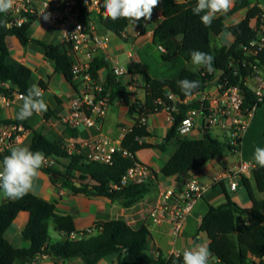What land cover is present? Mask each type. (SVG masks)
<instances>
[{"label":"trees","instance_id":"obj_1","mask_svg":"<svg viewBox=\"0 0 264 264\" xmlns=\"http://www.w3.org/2000/svg\"><path fill=\"white\" fill-rule=\"evenodd\" d=\"M196 3L197 0H186L164 10L162 22L153 31V42L165 49L162 58L167 63H172L177 57L190 61V54L194 50L210 54L214 58L215 71L212 73L201 67L198 72L184 68L175 79L153 78L146 74L145 100L137 99L131 102V82H124L122 75L116 73L109 59L98 54L91 63L90 72L94 80L99 81L101 73L108 71L102 94L109 96V103L113 104L121 98L128 107L129 115L136 120L122 142L123 149L132 153L134 159L117 152L113 155L112 163L95 162L88 158L85 152H81L79 145L76 146L77 151L71 153L65 139L50 138L24 122V130L30 131L28 148L33 152H42L51 164L47 165L45 161L40 171L46 174L53 186L68 190L74 196L106 199L124 208H132L158 190L154 182L122 185L123 177L134 165V161H139L136 156L138 151H168L169 145L174 142L176 151L162 167L160 175L165 179H174L179 189L185 180L190 178L191 171L200 170L207 163L220 161L227 155L236 152L240 154L242 140L239 147L231 146L218 140L207 130L202 131L199 138L184 137L179 135L178 127L190 109L198 108L197 103H186L185 100L206 91L221 72L224 74L219 82H215L216 85L239 86L243 91L245 108L257 103L245 83L251 71L250 63L258 61L260 65H264V51L257 57H250L245 54L244 47L249 46L259 36L263 13L261 5H264V0H234V7L227 14H218L209 26H205L200 17L193 14L192 9ZM242 10L247 11L246 17L238 23L229 24L231 18ZM154 18L153 11L151 19L135 21L141 34L150 31ZM0 20H6L8 25L11 23L7 13H0ZM32 25L25 23L20 27H0V96L9 100L14 98L15 93L26 95L27 89L35 81L34 71L27 65L16 66L9 62V38H17L25 47L33 44L42 48L45 57L54 63L56 73L77 89L71 56L63 51L61 45L34 38ZM105 26L108 31L123 37L122 34L128 30L130 21H113L106 18ZM225 33L232 34L233 42L230 46L217 40ZM181 34L184 39L178 41ZM236 69L238 73H235ZM182 79L199 81V88L195 89L192 95L185 96L178 85ZM39 86L48 89L44 80L39 81ZM171 95H174L175 99H172ZM258 104L259 107H264L263 101ZM47 105V118L54 117L63 121V117ZM174 106V123L167 136L159 144L149 142L152 134L148 125L141 122V118L144 116L148 119ZM0 124L21 126L17 120L1 118ZM67 133L73 139L80 137V130L72 129L69 125ZM16 134L21 135L22 131L18 130ZM12 143L0 147V162L4 156L10 154V149L14 147H10ZM240 180L247 190L250 205H239L227 191L225 181L215 185V189L219 188L224 193L226 201L219 205L209 204V211L200 223L198 234L193 240L198 243L199 235L205 233L210 242L211 255L219 260V264H264V198L259 199L257 195L259 193L264 196V168L256 164L252 176L243 175ZM23 213L27 214L28 220L22 230V240L29 243L28 247L16 246L6 237L14 221ZM51 224L62 236V240L52 242ZM150 240L151 232L148 226H131L123 219L98 221L92 229L79 231L73 215L58 213L56 202L32 192L18 199L6 198L0 204V264H29L40 255L51 257L56 264L74 259H82L85 264H100L110 256H116L118 264H183L182 254L167 255L161 250L158 254L151 253Z\"/></svg>","mask_w":264,"mask_h":264},{"label":"built area","instance_id":"obj_2","mask_svg":"<svg viewBox=\"0 0 264 264\" xmlns=\"http://www.w3.org/2000/svg\"><path fill=\"white\" fill-rule=\"evenodd\" d=\"M261 8L263 13L259 36L249 46L244 47L245 54L250 57H257L264 51V5ZM7 15L11 18L10 26L20 27L29 23L34 27L41 21L53 25L59 31L60 45L73 60L74 81L78 83V91L75 98L70 100V112L65 117V123L72 129L98 127L106 118L110 104L109 96L102 94L105 81L100 80L101 78L99 81L94 80L90 72L93 60L107 48L96 31L97 21L103 23L106 20L103 0H15ZM45 15H49L48 20L44 19ZM250 69L245 85L251 89L257 101L255 105L245 108L243 91L239 86L212 83L206 91L185 100L186 103H197L198 108L188 111L178 127L179 135L192 137L195 129L200 134L202 131L214 130L220 132L218 140L239 147L240 140L249 128L251 117L259 108L258 103L264 102V65H260L258 61L250 63ZM115 71L122 74L118 69ZM235 73H238L237 69ZM5 85L9 87L8 84ZM15 96L21 99L22 94L15 93ZM171 98L175 99V96L171 95ZM194 98L196 100L192 101ZM166 110L170 121L174 123L172 112L176 110L175 106ZM141 122L146 125L147 118L143 116ZM10 128L12 132L22 129L17 126ZM71 141L76 143L75 139ZM84 146L89 149L87 157L95 162L112 163L113 155L117 152L134 159L132 153L123 149L121 142L103 135L87 141ZM74 151L70 150L71 153ZM236 154L238 155L237 152ZM45 161L47 165H51L47 159ZM255 167L256 163L241 161L229 173L214 177L212 185L228 180L231 190L236 192L238 186L234 178L240 179L243 175L251 177ZM157 174L151 167L134 161V165L123 177L122 185L156 183V195L151 200H144L142 204L153 224L167 226L171 234L178 237L196 203L204 199L212 186L197 177H190L185 180L181 189L176 182L164 187ZM212 264H219V260L215 258Z\"/></svg>","mask_w":264,"mask_h":264},{"label":"crops","instance_id":"obj_3","mask_svg":"<svg viewBox=\"0 0 264 264\" xmlns=\"http://www.w3.org/2000/svg\"><path fill=\"white\" fill-rule=\"evenodd\" d=\"M184 1H186V0H160L159 5L154 8L155 18H154L153 24H156V23L157 24L153 25L151 27L150 31H147L145 34H141L139 32L140 31L139 28L137 27L138 30L134 35H130L126 30V32L122 34L124 37L123 38V37L117 36L116 34L107 30V27L105 26L106 20L103 23H101L100 21H97L96 31H97L98 35L100 36V38H102L104 40V42L107 46V48L104 49L102 52H100L99 55L100 54L104 55L107 59L110 60L113 67L115 68V70L118 69L122 72V74H120V75H122L124 82H126V83L131 82V85L129 86L130 96H131V100H132L131 102H133L134 97H135V100H137V99H141V100L144 99L145 100V97H146L145 87H146V78H147L146 74L150 75L153 78L175 79V78H178L180 76V74L184 68H187V67H184V68L182 67L181 70L179 69L176 73V71L173 70L175 68V63L179 60L185 61L186 63L191 61V60L186 61L182 57H177L172 63H167L162 58V55H163L165 49L162 48V46L155 45L153 42V31L162 22V20L164 18L163 17L164 10H166L167 8H170L175 3H180V2H184ZM232 7H234V3H233ZM246 12L247 11H244V10L237 12L231 18L229 24H235V23L240 22L242 19H244L246 17ZM39 23H43V24L48 25L49 28L53 29V31H55V33H57L59 35V31L55 27H53V25L46 23V22H41V21L38 22L37 24H39ZM255 23H256V21L253 22V25H255ZM110 35H113L115 38L112 39L110 37ZM58 39L60 40V35H59ZM9 40H17L18 43L20 45H22L17 38H9L8 41ZM42 40H44V39H42ZM106 40H108V42H106ZM217 40L219 41V43L230 46L233 42V37H232V34L225 33V34L221 35L220 37H218ZM44 41H47V40H44ZM47 42L52 43V41H47ZM52 44L60 45V43L59 44L58 43L57 44L52 43ZM8 46H9V50L11 52V45L9 44V42H8ZM31 46H34L35 48L38 47V46L33 45V44H31L30 47ZM23 47H25V46H23ZM26 47H28V46H26ZM27 56L29 57V54L26 51L24 57L17 58L16 60H11V58H12V54H11L9 62L15 64L16 66L27 65V67L31 68L34 71V76H35L34 84L35 85L39 86L40 80L45 81V83L48 85L47 90H45L39 86L43 90V93H44L43 98L46 101V103L49 104V106L53 110H55L58 115H60L64 119L65 117H67V115L70 112V108H69L70 100L74 99L76 96V93L78 91V83L75 82L77 85V89H75L74 86L71 83H69L63 77V80L69 83L70 90H68V92L62 91L60 94H54L53 97H49L47 99L46 94L51 93V71H48V68L50 66L48 61L51 62V60L44 61L42 64L41 63H32L31 61H29L30 58L28 59ZM113 63H115V64H113ZM41 69H42V71H39ZM188 69H190V68H188ZM200 69H201V67H199L198 70L194 71V72H198ZM172 70H173V72H175V74L173 75V77H169V76H171L170 72H172ZM191 70H193V69H191ZM107 73H108V71H106V70L103 71L101 73V76H100L101 79L100 80H102L104 82L105 77L107 76ZM36 74H37V76H36ZM133 82H136L142 86V92L144 91V94H141V91L137 93L138 88L134 86ZM65 89H67V88H65ZM16 100H21V99L16 97ZM16 100L15 101L13 99L9 100L6 97L0 96V107H5V105H9L11 102L13 103V101L16 102ZM195 100H196L195 98L192 99V101H195ZM0 112H1V108H0ZM157 115H159L160 117L155 118V116H157ZM0 118H1V113H0ZM1 119L3 120L4 118H1ZM135 123H136L135 118H133L129 115L128 107H126L124 105L123 101L121 100V98H119L113 104H111V103L109 104L107 116L102 121V123L99 124L98 127L81 128L83 130L93 129L94 130L93 135H91L90 137H84L81 135V129H79L80 130V137L78 139H75V142L77 143V145L80 146L81 152H85V154H87L89 149L86 148L84 146V144L87 141L94 139V138H97L101 135L109 137L113 140H117V141L122 143L126 133L131 129V127L133 125H135ZM147 125H148L147 126L148 130L152 134V138L148 139V141L153 143V144H159L163 140V138L165 136H167V134L170 130V127H172L173 123L170 121L169 114H168L167 110L165 109L162 112L156 113V114L152 115L151 117H149L147 119ZM7 127H11V126H7ZM255 127L261 129L260 133L264 132V110L263 109H257L256 112L254 113V115L250 119L249 128L244 133V135L242 137L240 154L235 155V157H238L237 161H239V162L243 161V162L255 163L254 159H253L255 149L257 147L262 146L261 143L263 140V137L259 136L260 139L258 138L256 140L252 136V134H253L252 131L254 130ZM210 133L215 138H218L220 136L219 131L212 130V131H210ZM158 136L161 139V141L159 143H158V138H157ZM188 137H190V136H188ZM68 138H69V140L73 139L69 136H68ZM190 138H192V137H190ZM194 138H199V137H194ZM1 139H4V138L0 133V140ZM4 146H0V147H4ZM12 146H17V144L12 143L10 145V147H12ZM172 146L175 147V149L173 151V153H174L176 151V148H177V146L174 142H172L169 145L168 151H169L170 147H172ZM151 150L162 151L161 149H151ZM162 152H167V151H162ZM173 153H172V155H173ZM136 156H137V154H136ZM225 157L227 158L230 156L227 155ZM226 158L223 157V158H221L220 161H215V162L211 161V162L207 163L205 166H203L200 170L197 171L196 177L199 178L200 180L204 181V182L211 184V186H212L211 189L209 190V192L205 195L204 199L199 200L196 203L194 211L188 220V222L190 220H195L196 222H199L198 223V229H197L198 231H199L200 223L202 222L204 216L209 211V208H210L209 204L211 203L212 205H219V204H217V202L220 201L223 196H225L224 193L219 188L215 189V187H214L215 185H212V184H213L214 177L229 173V171H230L229 167L227 165L223 166L224 165L223 160H226ZM139 162H141V160H139ZM167 162L168 161H166V163ZM166 163L163 162L157 168H154L153 166H149L158 173L157 174L158 179L160 180L161 185L164 187L171 186L172 184L175 183L174 179H165L163 176L160 175L161 169ZM141 164H144V163L141 162ZM217 164H219V165H217ZM144 165H146V164H144ZM232 168L233 167L231 166V169ZM223 181H225V184H226V182L228 180H223ZM38 183H39V178L35 183L36 185L34 186L33 191H31V192L36 194V195L44 197L46 200L56 202L58 213L73 215L75 222H78V220H79V222H82L81 226L80 225L78 226L77 225L78 223H76V227L79 231L86 230V229L89 230L90 228L92 229L94 227L95 223L98 221L108 220V219H117V218H115V216H113L109 212L106 213V215L104 213V216H103L102 212L98 208L94 211H88L87 208L86 209L80 208L79 203L76 202V199H77V197L84 196V195L74 196L68 190H60V189L56 188L55 186L52 185L51 182H50L51 185L49 187H47L45 184L39 185ZM44 188L48 189V190L45 191ZM237 190H238V188H237ZM42 192H44V195H42ZM156 193H157V191H154L150 196L145 197L144 200H151L156 195ZM72 198H74L75 200L73 201ZM5 199H6V197L3 198V202L5 201ZM90 200H92V198ZM144 200L140 204L138 203L136 206L127 209V211L130 212L129 214H131V216H132V217L130 216V219L131 218L135 219L136 221H134V222H137V224L134 225V224H132V222H130L128 220H125V219H123V220L131 226L146 225V226H148L150 232L152 231L151 226L167 227V226L153 224L152 220L148 217L145 208L143 207L144 209H141V210L139 209L140 205H143L142 203L144 202ZM93 201L95 203L97 202L98 204H103V203L109 204L111 202V201L106 200V199H93ZM113 204H115V203H113ZM249 205H250V202L248 205L243 206V207H248ZM77 207L80 208L79 212H77L79 210V208H78V210H76ZM25 215H26V213L19 215L17 217V219L14 221L10 230L6 234L7 239L12 244L19 246V247H28L29 246L28 242H25L22 240L23 239L22 238V230L24 229V227L27 223V220H28V216L25 217ZM16 222H18V225H16ZM195 236H193V238ZM206 236L207 235L205 233H202L201 236L199 235V242L198 243L207 244V246L209 248L210 242H209V240L207 242H205ZM180 237L181 236L175 237V240L170 242L169 245L166 246L165 248L180 247V248H182V250L179 249V251H180L179 254H182L183 251L186 250L185 247H183V246H185V239L180 241ZM151 241H155L154 238L152 237V233H151L150 242ZM195 244H197V243H195ZM164 253H166V252H164ZM169 255H172V254L170 253ZM210 259L212 260V262L215 261V258L212 255H211ZM70 261H72V260H70ZM29 264H56V262H54L52 260V258L49 256L40 255L32 263H29ZM60 264H67V261L66 262L61 261ZM75 264H85V262L82 260V262H75ZM100 264H118V258L116 256L115 257L110 256V257L104 259L103 261H101Z\"/></svg>","mask_w":264,"mask_h":264},{"label":"rangeland","instance_id":"obj_4","mask_svg":"<svg viewBox=\"0 0 264 264\" xmlns=\"http://www.w3.org/2000/svg\"><path fill=\"white\" fill-rule=\"evenodd\" d=\"M154 11V9H153ZM157 24V23H156ZM153 24V25H156ZM137 26H136V22L135 21H130V26L127 30V32L130 35H134L137 32ZM33 37L37 38V39H44L47 41H52V43H60L59 35L57 33H55V31H53V29L49 28L48 25L43 24V23H39L37 25H35L33 27ZM110 37L112 39H114L115 37L113 35H110ZM9 44L11 45V54H12V58L11 60H16L17 58H22L25 56L26 51L29 54V61H31L32 63H43L44 61H48V59L45 57L43 49L42 48H35L34 46H29V47H23L22 45H20L18 43L17 40H9L8 41ZM121 58V57H120ZM50 66L48 68V71H51V93H47L46 94V98L48 99L49 97H53L54 94H60L62 91H67L70 90V85L68 82L63 80V76L59 75L56 73L55 71V65L54 63H51L50 61H48ZM115 64V63H113ZM31 65V64H30ZM184 65V66H183ZM33 66V65H32ZM187 67L190 69H193V71H197L198 68L197 66L193 65L192 62H185V61H177L175 63V68L173 70L177 71L181 68ZM170 72L171 76L169 77H173V75L175 74V72ZM39 71H42L39 70ZM44 71V70H43ZM173 73V74H172ZM37 76V74H36ZM134 86L138 88L137 93L141 91V94H144V91L142 92V86L139 85L136 82H133ZM67 88V89H65ZM13 100H16V97L14 96ZM13 103L11 102L9 105H5V107H0L1 108V118H4L3 120H17L19 121L20 125L19 127H22V129L20 131H22V134H16V131L12 132L10 127H7L6 125H1L0 124V133L3 136V138L5 140H0V146H4L5 144L8 143H12L15 142L17 144V146H26L28 147V145L30 144V131L24 130L23 124L24 122L32 127L34 130L37 131H42L45 134H47L49 137L53 138V139H65L68 143V150L70 151H77L76 146L77 143L72 142L71 140H69L68 138V133H67V124L65 123V118L63 119V121H59L56 118H47V113H48V108L47 111L36 114L34 113L30 118L25 119V120H19L17 119V113L23 103L22 100H16V102ZM133 101L135 100V97L133 98ZM59 104V103H58ZM258 109H263L264 107H259ZM160 116L157 115L155 116V118H159ZM200 120H198L199 122ZM200 124H197V126ZM257 127L254 128V130L252 131V136L257 140L260 137H263L264 140V132L260 133L261 129H259ZM12 133V134H11ZM94 130L93 129H87V130H83L81 129V135L84 137H90L91 135H93ZM16 136L15 140L13 141V137ZM201 134L195 129V132L192 135V138L194 137H200ZM158 138V143L161 141V139ZM260 139V138H259ZM262 140V143L260 146L261 148H264V141ZM175 147L172 146L170 147L169 151L167 152H162L160 150H141L137 153V158L139 160H141V162H143L144 164L148 165V166H153L154 168L159 167L163 162L166 163V161H168V159L171 157L173 151H174ZM230 157H224L226 158V160H223V166H228L229 169H231V166L233 168H235V166L237 167L239 164L238 157H235V155H229ZM232 163V164H231ZM219 165V164H217ZM232 168V169H233ZM197 171L198 170H194L191 171V175L190 177H196L197 176ZM46 177V178H45ZM235 182L237 183L238 186V190L232 191L231 187H230V183L229 181L226 182V188L227 191L229 192L230 196L235 199V201L242 205V206H246L249 204L250 198L249 195L247 193V190L245 189V187L243 186L241 180L239 178H234ZM39 185L40 184H45L47 187H49L51 185L49 178L46 176V174L41 172V175L39 177ZM36 185V184H35ZM45 189V188H44ZM48 189H45V191H47ZM68 192V191H67ZM42 195H44V192H42ZM259 199H263L264 196L260 195L259 193L257 194ZM46 196V195H45ZM5 196L3 195L2 192H0V204H2L3 202V198ZM54 199V198H53ZM91 198H88L86 196H79L76 199V202L79 203V207L80 208H87L88 211H94L97 208L102 212V215L104 216V213L106 215V213H110L113 216H115V218L117 219H125L128 220L130 222H132V224H137V222L135 219H130L131 214H129L130 212L127 211V209L129 208H124L122 205L120 204H113V202L110 204H98L97 202L95 203L92 200H90ZM72 200L74 201L75 199L72 198ZM226 201V197L223 196L221 198L220 201L217 202V204H222ZM76 210H78V208ZM144 205H140L139 209H144L143 208ZM80 208L77 212L80 211ZM148 208V207H146ZM135 210V209H134ZM139 210V211H140ZM146 210V209H145ZM27 216V214L25 215V217ZM132 217V216H131ZM20 219V218H19ZM130 219V220H129ZM19 221V220H18ZM78 223L77 225L81 226L82 222H76ZM198 223L195 220H190L189 222L185 223V227L183 232L181 233V237H180V241H182L183 239H185V249H190L191 247H193L195 245V241L193 240V236H195L198 233ZM16 225H18V222H16ZM152 227V237L154 238V240L156 241H151L150 245H149V250L151 251V253L153 254H158L159 250L161 249V251L166 252L165 254L169 255L171 254H179L180 251L179 249L182 250V248L180 247H176V248H165L166 246L169 245L170 242L175 240V236H173L170 232V230L167 227H158V226H151ZM50 235L52 237V242H58L60 240H62V236L59 234V232H57L54 228V225L51 224L50 225ZM201 236V234H200ZM209 239L206 236L205 238V242H207ZM207 245V244H206ZM75 262H82V259H75L72 261H67V264H75ZM210 264L212 262H209Z\"/></svg>","mask_w":264,"mask_h":264},{"label":"clouds","instance_id":"obj_5","mask_svg":"<svg viewBox=\"0 0 264 264\" xmlns=\"http://www.w3.org/2000/svg\"><path fill=\"white\" fill-rule=\"evenodd\" d=\"M160 0H103L106 18L113 21L128 19L139 21L151 19L153 9L159 5ZM15 0H0V13L9 12ZM234 0H197L192 9L193 14L200 17L205 26L211 25L218 14H227ZM203 13V15H201ZM45 20L49 15L44 16ZM0 27H10L6 20H0ZM191 62L198 67H204L209 73L213 68V56L208 53L194 50L191 52ZM185 96H190L199 88V81L182 79L178 82ZM43 90L38 85L27 89L26 95L21 96L23 101L17 119L25 120L34 113L47 111L48 105L43 98ZM45 156L40 151L33 152L26 146H14L10 154L3 157L0 162V192L6 198L18 199L33 191L36 181L41 175L40 169L45 163ZM254 162L264 168V148L257 147L254 152ZM183 264H209L211 252L206 244L197 243L182 253Z\"/></svg>","mask_w":264,"mask_h":264},{"label":"water","instance_id":"obj_6","mask_svg":"<svg viewBox=\"0 0 264 264\" xmlns=\"http://www.w3.org/2000/svg\"><path fill=\"white\" fill-rule=\"evenodd\" d=\"M183 39H184V36L182 34L179 35L178 41H182ZM223 74H224V72H221L220 75L218 77H216V79L212 83L219 82L221 77L223 76Z\"/></svg>","mask_w":264,"mask_h":264}]
</instances>
